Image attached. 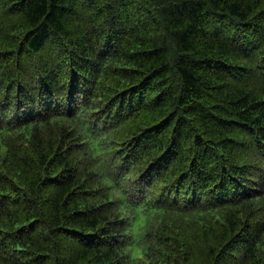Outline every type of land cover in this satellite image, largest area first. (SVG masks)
I'll return each mask as SVG.
<instances>
[{
	"label": "trees",
	"instance_id": "obj_1",
	"mask_svg": "<svg viewBox=\"0 0 264 264\" xmlns=\"http://www.w3.org/2000/svg\"><path fill=\"white\" fill-rule=\"evenodd\" d=\"M0 264H264V0H0Z\"/></svg>",
	"mask_w": 264,
	"mask_h": 264
},
{
	"label": "bare ground",
	"instance_id": "obj_2",
	"mask_svg": "<svg viewBox=\"0 0 264 264\" xmlns=\"http://www.w3.org/2000/svg\"><path fill=\"white\" fill-rule=\"evenodd\" d=\"M101 102V101H100ZM126 106V105H125ZM125 112V111H124ZM118 114V113H117ZM114 115V114H113ZM111 116V115H110ZM116 120V119H115ZM118 120V119H117ZM158 121V120H157ZM125 122V121H124ZM161 122V121H160ZM167 123V122H166ZM165 123V124H166ZM159 124V123H158ZM159 126V125H158ZM152 127V126H151ZM161 128V127H160ZM154 129V128H153ZM154 133V132H153ZM159 135V134H158ZM157 135V136H158ZM162 135H163V133H162ZM155 135H153V137H154ZM163 139H164V137H163ZM160 144V143H159ZM262 145V144H261ZM162 146V145H161ZM25 151V150H24ZM22 153V152H21ZM24 153V152H23ZM25 153H26V151H25ZM30 155V154H29ZM26 156H28V155H26ZM28 159V158H27ZM183 193V192H182Z\"/></svg>",
	"mask_w": 264,
	"mask_h": 264
}]
</instances>
